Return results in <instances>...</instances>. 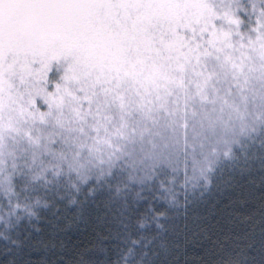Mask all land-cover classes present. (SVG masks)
I'll return each mask as SVG.
<instances>
[{
	"label": "snow or ice",
	"instance_id": "obj_1",
	"mask_svg": "<svg viewBox=\"0 0 264 264\" xmlns=\"http://www.w3.org/2000/svg\"><path fill=\"white\" fill-rule=\"evenodd\" d=\"M0 264H264V0H0Z\"/></svg>",
	"mask_w": 264,
	"mask_h": 264
}]
</instances>
